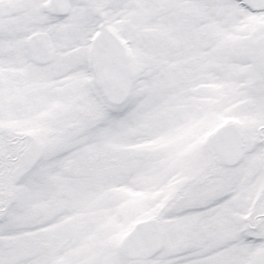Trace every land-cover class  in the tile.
Wrapping results in <instances>:
<instances>
[{"label":"snow or ice","instance_id":"obj_1","mask_svg":"<svg viewBox=\"0 0 264 264\" xmlns=\"http://www.w3.org/2000/svg\"><path fill=\"white\" fill-rule=\"evenodd\" d=\"M0 264H264V0H0Z\"/></svg>","mask_w":264,"mask_h":264}]
</instances>
